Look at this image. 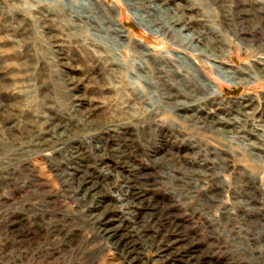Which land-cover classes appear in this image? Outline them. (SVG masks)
Instances as JSON below:
<instances>
[{
    "label": "rangeland",
    "instance_id": "rangeland-1",
    "mask_svg": "<svg viewBox=\"0 0 264 264\" xmlns=\"http://www.w3.org/2000/svg\"><path fill=\"white\" fill-rule=\"evenodd\" d=\"M58 253L264 264V0H0V264Z\"/></svg>",
    "mask_w": 264,
    "mask_h": 264
},
{
    "label": "bare ground",
    "instance_id": "bare-ground-1",
    "mask_svg": "<svg viewBox=\"0 0 264 264\" xmlns=\"http://www.w3.org/2000/svg\"><path fill=\"white\" fill-rule=\"evenodd\" d=\"M114 15V14H113ZM142 20V19H141ZM184 28V27H183ZM183 28H182V30H183ZM181 29V28H180ZM117 30H119V32H120V34H121V36H123L124 37V34L122 33V31L120 30V28L118 29V27H117ZM124 32V31H123ZM176 33H178V32H176ZM200 33H198V35H199ZM187 36L188 37H190L191 38V35L190 34H187ZM200 36H202L201 34H200ZM194 37V36H193ZM204 39H206L205 38V36L203 35L202 36V41L204 40ZM222 70L224 69V68H221ZM225 71V70H224ZM227 71H225L224 73H226ZM229 73V72H228ZM231 73H233V72H231ZM230 74V73H229ZM234 75V74H233ZM224 77V76H223ZM201 81H202V83H203V86H206L208 89H209V91L212 89V86H211V84L209 83V82H207V81H205L204 80V78L201 76ZM234 82H236V81H234ZM211 92H213V90H211ZM243 112V111H242ZM42 139V138H41ZM58 139V138H57ZM53 141V140H52ZM62 141V140H61ZM61 141H60V143H61ZM47 142H48V140H47ZM46 142V143H47ZM59 142V141H58ZM54 143V142H53ZM57 143V142H56ZM44 145H46V144H44ZM76 148V147H75ZM79 158V157H78ZM82 165H84V164H82ZM86 165V164H85ZM86 169H84V170H82V172H81V174L79 175V176H75V174L73 173V171H71L70 173H69V175H71L72 176V181H73V183H72V181L70 182V183H72V184H74L75 186H74V189H73V191H79V189L81 188V190H83L84 192H86V191H88L89 189H94V187H96V185L98 184H96V178L92 175V174H90V173H88L87 171H85ZM81 171V170H80ZM60 172V171H59ZM66 174V173H65ZM76 174H77V172H76ZM66 178V177H65ZM70 178V177H69ZM95 178V179H94ZM105 178V177H104ZM101 180V179H100ZM70 181V180H69ZM68 182V181H67ZM66 182V183H67ZM100 183V182H99ZM86 184V185H85ZM100 185V184H99ZM135 186V185H134ZM70 187V186H69ZM96 190H98V188H96ZM138 193V192H137ZM137 193L135 194V195H137ZM134 194V193H133ZM132 196V195H131ZM138 197V195L135 197V198H137ZM127 199V198H126ZM132 199V198H131ZM138 199V198H137ZM136 199V200H137ZM79 201V200H78ZM137 201H140V200H137ZM84 202H86V201H84ZM83 202V203H84ZM91 204L92 203H90V205H89V207L91 206ZM94 204V203H93ZM80 207V206H79ZM86 207H84L83 209H85ZM91 208V207H90ZM95 208V207H94ZM93 208V209H94ZM82 210V209H81ZM89 210V209H88ZM105 211V210H104ZM84 212V211H83ZM101 213V212H100ZM89 214V218L91 219V222H92V224H94V222H96V220H97V231L98 232H100V234L102 235V237L104 236V234H106L105 236H107V237H105V238H109V237H113V236H115L116 238L115 239H113V245H116L117 247H119V253H120V255H121V257H122V260L123 261H128L129 263L130 262H132V261H134L135 259H137V253H138V248L136 247V243H138V242H136V239H131L130 240V230H128V229H126L124 226L123 227H118V226H116V227H111V229L110 228H105V226H104V224H103V222H105V220H103V222H101L100 220H101V216H98V217H94V215H93V213H88ZM98 215V214H97ZM125 218V217H124ZM152 218V217H151ZM103 219V218H102ZM109 219V218H108ZM114 219V218H113ZM112 219V220H113ZM130 219V218H129ZM111 220V219H110ZM100 221V222H99ZM115 221V220H114ZM124 224V223H123ZM129 225V224H128ZM51 226V225H50ZM93 226V225H92ZM129 226H131V225H129ZM110 227V226H109ZM123 228V229H122ZM58 230V229H57ZM122 230H124V231H122ZM44 231V230H43ZM111 231V233L109 234V232ZM126 231V232H125ZM132 232H133V230H132ZM154 232V233H153ZM153 232L150 234L149 232H139L138 231V229L134 232V233H136V235L138 234V236H139V238L143 241V246L142 247H144V244H145V241L147 240V243H149V244H152L153 242L152 241H157V240H160V239H162V237L165 235H163V234H158L157 233V231H155V229H153ZM65 236V235H64ZM165 237V236H164ZM136 238V237H135ZM176 238V237H175ZM92 239V238H91ZM59 240V239H58ZM110 240V239H109ZM166 240V239H165ZM91 241V240H90ZM164 241V240H163ZM93 242V241H92ZM112 242V241H111ZM166 242V241H165ZM168 242V241H167ZM175 242V241H174ZM108 243V242H107ZM141 243V242H140ZM171 243H173V242H170V243H168L167 245L168 246H170V244ZM62 244V243H61ZM95 244V243H94ZM160 244H163V242H161ZM164 245H165V243H164ZM145 246H147V244H145ZM167 246V247H168ZM172 246V245H171ZM139 247H141L140 245H139ZM141 247V248H142ZM157 247H159V246H157ZM179 247V246H178ZM173 248V247H172ZM175 248V247H174ZM66 249V248H65ZM178 249V248H177ZM118 250V249H117ZM116 252V251H115ZM175 252H176V250H175ZM187 252V251H186ZM141 253V252H140ZM163 256H164V254H162ZM177 255V254H176ZM167 256V255H166ZM178 257V256H177ZM180 257V256H179ZM197 257V256H196ZM124 259H127V260H124Z\"/></svg>",
    "mask_w": 264,
    "mask_h": 264
},
{
    "label": "built area",
    "instance_id": "built-area-1",
    "mask_svg": "<svg viewBox=\"0 0 264 264\" xmlns=\"http://www.w3.org/2000/svg\"><path fill=\"white\" fill-rule=\"evenodd\" d=\"M42 259L43 260H41V262H40L42 264H47V263H51V262H53V264H78V262L74 260V259H77V258L72 259L71 253H69V254L58 253V255H56L54 257V260L46 259L45 256L42 257ZM81 264H89V261L83 260L81 262Z\"/></svg>",
    "mask_w": 264,
    "mask_h": 264
}]
</instances>
